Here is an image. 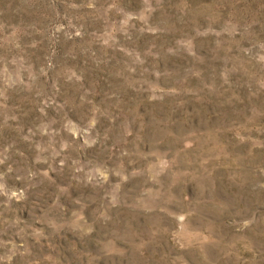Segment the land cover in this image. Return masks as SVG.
<instances>
[{
    "label": "rangeland",
    "instance_id": "374dc122",
    "mask_svg": "<svg viewBox=\"0 0 264 264\" xmlns=\"http://www.w3.org/2000/svg\"><path fill=\"white\" fill-rule=\"evenodd\" d=\"M0 264H264V0H0Z\"/></svg>",
    "mask_w": 264,
    "mask_h": 264
}]
</instances>
